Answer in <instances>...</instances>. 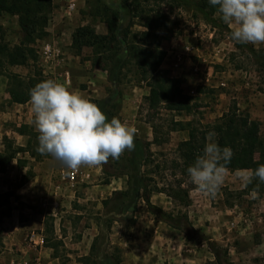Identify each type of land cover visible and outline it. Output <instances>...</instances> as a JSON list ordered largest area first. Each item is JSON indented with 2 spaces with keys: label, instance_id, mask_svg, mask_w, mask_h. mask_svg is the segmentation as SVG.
Segmentation results:
<instances>
[{
  "label": "rangeland",
  "instance_id": "1",
  "mask_svg": "<svg viewBox=\"0 0 264 264\" xmlns=\"http://www.w3.org/2000/svg\"><path fill=\"white\" fill-rule=\"evenodd\" d=\"M72 2L75 4L74 9L69 7ZM111 6L122 7L121 0H53L47 30L49 27L67 23L69 32L75 33L81 26H90L98 34L104 35L107 33L106 10ZM162 9L167 8L162 6ZM170 19L176 24L173 34H168V38L161 45L166 52L162 69L167 71L170 77L180 79L184 94L191 97L190 110L181 113L170 112L164 106L156 110L149 109L146 97L149 96L150 89L146 82L141 81L134 69L126 70V76L118 87L122 96L120 99L119 96L114 98V102L121 101L116 118L134 126L139 131L136 134L146 143H150L152 162L146 170L155 183L159 187L173 188L175 192L179 191L178 186L181 185L182 189L188 191L191 200V205L185 207L179 201L173 202L164 194L160 200L162 204L158 203L157 206L164 207L165 211L175 215L188 214L195 229L204 234L203 229H207L210 234L205 235L211 240L218 236L220 243H216L229 251V260L234 263L264 264V236L261 230L264 225V191L249 192L245 189L243 174L231 175L226 172L216 195L206 196L198 191L188 174L183 175L179 159V145L189 139L191 128L208 129L234 105L248 113L251 120L260 124L264 137V43L241 44L233 41L226 29L215 27L206 21L193 6L173 9ZM136 23L134 31L148 30L139 25L140 21ZM228 28L233 30L229 25ZM22 39L23 32L18 16L4 12L0 16V41L14 47L19 45ZM43 41L36 44L41 68ZM250 47L256 50L259 58L251 52ZM79 54L83 66L88 64L86 66L88 70L101 65L95 60L97 58L95 49L85 47ZM177 56L180 57L179 66L173 65L176 60L174 57L178 58ZM8 71L28 77L33 69L14 66L8 67ZM6 78V76L0 78V93L3 92L2 82ZM81 86L85 88L87 84ZM101 86V82H98L97 87L101 89ZM111 88L112 84L109 81L102 86L105 98L108 97ZM95 93L98 94L96 88ZM99 99H102V94L90 100L93 102ZM9 105L5 101L1 102L0 109L5 110ZM13 125L6 123L5 129L7 127L11 129ZM153 127L157 129V144L153 143L155 138ZM3 136L1 137L0 132L1 151L4 148ZM16 142L26 145L27 138ZM23 157L27 160L26 168L18 169L17 162H14L7 173H0V195L13 191L20 196L19 199L15 197L10 199L11 216H4L8 206L0 208V257L4 258L10 253L11 257L27 256L33 260L32 264H35L38 262L39 252L30 248L31 244H34L31 237L33 233H39L49 239L48 244L52 251L45 254L46 248L44 249V256H41L44 264H85L81 263V259L91 252L95 220L104 212L100 205L101 199H86V191L78 188L68 190L66 198L59 200V206H53L58 199H45V196L44 199H22L23 196L17 193L22 177L29 170H32L35 176V167L44 168L46 164L49 166L52 164L46 160L48 158L35 161L29 155ZM157 166L159 168H155ZM34 176L27 174L26 179L31 180ZM100 183H104V180H94L88 185L94 188ZM1 202L4 203V198H0ZM236 206L238 208L235 209ZM240 208H244L245 215L237 214ZM125 227L127 226L121 222L113 225L110 237L112 245L109 242L108 247L109 254L117 247L120 250L118 256L123 262L124 250L120 242ZM125 233L127 235V232ZM193 242L197 243L198 264H217L205 241ZM21 247L27 249V254L21 252ZM93 260L101 262L97 256L93 257ZM88 262L93 264V261Z\"/></svg>",
  "mask_w": 264,
  "mask_h": 264
},
{
  "label": "trees",
  "instance_id": "2",
  "mask_svg": "<svg viewBox=\"0 0 264 264\" xmlns=\"http://www.w3.org/2000/svg\"><path fill=\"white\" fill-rule=\"evenodd\" d=\"M121 3L122 7L111 6L106 10V34H98L90 26H81L73 34L72 48L77 51L78 55L85 47L95 49L97 51L95 60L101 64L97 66L107 72L108 80L112 84L107 98L93 102L100 107L109 120L117 117L121 101L114 102V98L119 96L120 99L122 96L118 87L126 76V70L135 69L141 81L146 82L150 89V94L146 97L149 109L156 110L164 106L170 112H188L191 97L184 94L180 79L170 77L167 71L162 69L166 52L161 45L168 38V34H173L174 24H176L171 21L170 14L175 8L193 6L206 21L231 33L228 25H223L224 22L217 8L210 5L208 0H121ZM162 6H166V11L162 9ZM52 10L53 0H0V16L6 11L17 15L23 32L21 43L14 47L0 41V76H6L8 79L9 104L28 103L30 90L38 83L49 80L39 66L36 44L49 36L47 25ZM136 21H140L139 25L148 30L134 31ZM250 50L257 56L254 48L250 47ZM14 66L32 67V74L24 77L18 73L9 72L8 67ZM153 128L155 130L153 143L157 144V129ZM13 130L26 137L27 143L21 146L7 135L3 137L4 148L0 151V173L2 174L7 173L14 162H17L18 169L26 168L27 160L23 155H29L35 161H41L50 156L49 154L42 155L37 151L39 133L33 127L25 124L13 125ZM209 132L216 134L214 140L221 147L232 149L233 156L226 166L227 170L231 172L254 170L264 165V137L261 134L260 124L251 120L248 113L234 105L208 129H190L189 139L179 145V159L183 175L188 174V167L199 155H202ZM134 143V150H125L118 159L110 158L107 163L103 164L107 183L110 178L125 174L128 176V188L126 191L115 192L112 198L104 201L105 212L98 219L99 234L94 238L90 254L83 257L81 263L88 264V261H93V264H122L118 256L120 250L117 247L114 248L113 253H108L110 230L112 224L118 221L114 215L121 214L126 224H135V213L142 199L153 215L171 228L181 231L187 241H205L217 264H236L229 260L227 249L212 241L202 231L195 229L188 214L175 215L152 203L151 197L154 193H163L173 202L179 201L185 207L191 205V200L188 191L182 189L181 185L178 186L179 191L177 192L173 188L159 187L146 170L152 162L150 143L137 137L134 138ZM27 174L34 176L32 170H29L22 177L19 188L30 180L26 179ZM245 187L249 192L264 191V183L259 182L258 178H253L250 183L246 182ZM12 197L20 198L13 191L0 195V198H4V203H0V208L8 206L4 213L6 217L11 216L9 205ZM51 229L53 230V227ZM96 256L101 262L93 260Z\"/></svg>",
  "mask_w": 264,
  "mask_h": 264
},
{
  "label": "crops",
  "instance_id": "3",
  "mask_svg": "<svg viewBox=\"0 0 264 264\" xmlns=\"http://www.w3.org/2000/svg\"><path fill=\"white\" fill-rule=\"evenodd\" d=\"M48 32V38H46L43 43H41L42 47L43 45L48 43L52 46L54 52H59L60 55L58 58H55L56 56L54 53L52 56H41L40 63L43 68L44 74L49 79L55 80L65 85L69 90H77L79 93L89 99L96 98L98 94H102V99H105L102 91V86H104V84L109 81L107 72L102 71L98 67L94 68L93 70H88V67H86L88 64L83 66L80 61V56L72 48L74 32L68 31L67 23L58 25L57 27H49ZM174 59H176V57H174ZM87 63L90 64V62ZM173 65L178 66L179 60H174ZM15 71L17 70L15 69ZM0 78L2 79L4 78V76H0ZM98 82H101L102 84L101 89L97 87ZM2 84L3 92L0 93V103L5 101L9 104L10 96L7 93V78L5 81L3 80ZM82 84H87V87L82 88ZM95 88L98 94L95 93ZM34 119L35 116L29 102L26 104H10L7 109L0 111L1 137L3 135H7L12 139L21 142L26 137L16 133L13 128L10 129L9 127H7L8 130L5 129L6 123H13L17 126L25 124L31 127L34 126V128L36 129ZM138 132L139 131L137 129L136 133ZM135 137L141 139V137L137 134ZM17 144L24 146L23 144ZM0 147L2 148V145H0ZM46 160L52 162L51 166L46 164V168L44 167L45 169L41 168L40 166L35 167V176L33 177V179L19 188L17 193L23 196L22 199H44L43 196H45V199H58L57 202L53 204V206H59V200L66 198V193L68 192V190H74L78 188L86 191V199H101L100 205L105 212L103 204L104 201L112 198L115 192L126 191L128 188V176L125 174L112 177L107 183V175L105 174V168L103 164L92 167L81 166V170L85 174V179L83 180V182L77 184L74 187L68 186L61 177V174L64 170V167L61 165V163L54 159L51 155ZM226 172L231 175L248 174L247 170L231 172L226 169ZM98 179H101V181L104 180V183L97 184L94 188L88 185L94 180ZM162 196H164L163 193H154L151 197L152 203L155 205H158V203L162 204V201H160L163 198ZM236 208L238 207L236 206L235 209ZM104 212H102L101 215H99L95 220L94 238L99 234L98 219L104 214ZM237 214L241 216L245 215L244 208H240ZM191 215L192 213L190 211V216ZM114 217L118 219V221H115L112 224V227L115 223L118 222H121L125 226H127L124 228V235L122 236L120 242V245L123 247L125 257L124 262L122 261V264L199 263V259L197 256V243L193 241H187L185 235L181 231L173 229L169 225L160 221L149 211L144 200L141 199L137 206V212L135 213V224H126L125 220L121 218V214H115ZM247 221H249L248 218ZM112 227L108 237V241L110 243ZM200 227L203 228V226ZM203 230L205 234H210L207 229ZM261 230H263L262 236H264V225ZM125 232H127V235ZM31 240L32 242L34 241V244H31L30 248L39 252V257H37L38 262H36L35 264H44L41 256H44L45 248V254L48 251H51L50 245L48 244L49 239L44 234L33 233ZM212 240L220 243V239L218 236H214ZM48 247L49 249H47ZM21 252L27 254V249L25 247H21ZM8 256L10 258H8ZM32 263L33 260H30L27 256L11 257L10 253L7 254V256H5L4 258L0 257V264Z\"/></svg>",
  "mask_w": 264,
  "mask_h": 264
},
{
  "label": "clouds",
  "instance_id": "4",
  "mask_svg": "<svg viewBox=\"0 0 264 264\" xmlns=\"http://www.w3.org/2000/svg\"><path fill=\"white\" fill-rule=\"evenodd\" d=\"M222 21L233 28L230 38L238 43H264V0H208ZM39 133L37 151L49 154L68 170L99 166L134 150L137 129L127 121L109 120L100 107L77 90L49 79L30 90L29 101ZM209 132L202 155L188 167L191 182L206 196H215L233 156L230 147H221ZM242 179L264 183V165Z\"/></svg>",
  "mask_w": 264,
  "mask_h": 264
},
{
  "label": "built area",
  "instance_id": "5",
  "mask_svg": "<svg viewBox=\"0 0 264 264\" xmlns=\"http://www.w3.org/2000/svg\"><path fill=\"white\" fill-rule=\"evenodd\" d=\"M69 7H70V9H74V7H75L74 2L70 3ZM41 53L44 56H52L53 53H54L55 56H56L55 58H58L59 55H60L59 52H57V53L54 52V49L48 43H46L45 45H43V47L41 48ZM176 59L177 60H180V57H178ZM61 177H62V180L66 183V185L71 186V187H74L77 184L83 182V180L85 179V174L81 170V167L79 169H77V170H68V169L64 168V170H63V172L61 174Z\"/></svg>",
  "mask_w": 264,
  "mask_h": 264
}]
</instances>
